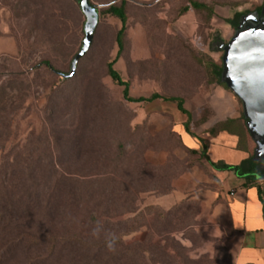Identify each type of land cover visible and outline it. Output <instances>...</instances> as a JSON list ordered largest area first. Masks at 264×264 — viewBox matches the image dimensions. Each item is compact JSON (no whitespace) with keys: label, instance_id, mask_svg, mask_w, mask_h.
Listing matches in <instances>:
<instances>
[{"label":"rangeland","instance_id":"obj_1","mask_svg":"<svg viewBox=\"0 0 264 264\" xmlns=\"http://www.w3.org/2000/svg\"><path fill=\"white\" fill-rule=\"evenodd\" d=\"M121 1L90 0L99 10L92 47L75 77L63 80L85 38L79 3L0 0V41L11 38L17 49L0 55V181L17 187L15 195H32L20 229L56 238L53 254L0 241L3 264H232L229 232L220 237L211 210L196 199L216 178L181 145L175 120L162 111L163 103L177 104L130 103L108 74L121 22L104 11ZM125 1L124 48L114 68L129 97L182 98L198 130L216 100L210 65L222 64L212 43L216 36L230 41L237 14L257 11L264 0ZM192 1L213 7V15H180ZM43 62L53 71L37 67ZM110 235L118 240L103 251L100 241ZM87 242L95 244V261Z\"/></svg>","mask_w":264,"mask_h":264},{"label":"crops","instance_id":"obj_2","mask_svg":"<svg viewBox=\"0 0 264 264\" xmlns=\"http://www.w3.org/2000/svg\"><path fill=\"white\" fill-rule=\"evenodd\" d=\"M16 51L11 38L0 41V55H14ZM226 90L214 86L216 100L212 105V116L198 130L191 126L190 132L186 130L188 118L177 106L163 103L162 111L173 117L175 133L196 156L206 162L216 178L215 187L211 191L197 194L196 199L202 205L206 203L211 210L214 222L220 225L218 230L229 232L228 246L232 253V264H264V178L257 176L253 182L248 183L246 178L233 171L216 168H244L251 159L250 143L245 142L240 147L237 134L222 131L212 135L210 132L219 122L241 117L234 99ZM165 200L171 202L169 197Z\"/></svg>","mask_w":264,"mask_h":264},{"label":"water","instance_id":"obj_3","mask_svg":"<svg viewBox=\"0 0 264 264\" xmlns=\"http://www.w3.org/2000/svg\"><path fill=\"white\" fill-rule=\"evenodd\" d=\"M79 7L86 18L85 38L70 72L59 74L63 80L75 76L80 60L92 47L99 23V10L90 0H81ZM212 50L223 53L220 81L241 102L246 129L254 143L253 161L258 171L264 172V4L260 12L241 15L230 41L214 42Z\"/></svg>","mask_w":264,"mask_h":264},{"label":"trees","instance_id":"obj_4","mask_svg":"<svg viewBox=\"0 0 264 264\" xmlns=\"http://www.w3.org/2000/svg\"><path fill=\"white\" fill-rule=\"evenodd\" d=\"M76 2L79 3V0H76ZM262 7L263 5H261L255 12H260ZM190 10H193L196 13L200 11H206L210 16L213 15V12H214L213 7L203 4V3L192 1L189 3V5L181 9L180 15H185ZM104 14L117 18L121 22V29L118 31L116 35V43L118 45L117 57L108 64V74L115 83H117L121 87H124V91H123L124 99L130 103H136V104L153 102L159 99L164 100V101H170V102L176 103L179 110L183 112L184 114H187L186 110L184 109V100L182 98H168V97H163L159 94H153L148 98H145V97L130 98L129 97V83L123 81L119 72L114 68L115 64L121 57L123 48H124V37H125L127 21H128L126 1L122 0L120 3L110 4L105 9ZM241 15L242 14H237L236 19L232 22H237ZM237 24L234 25L235 29H236ZM217 37L218 36H216V38ZM191 54L193 55L194 53L192 52ZM40 66H46L47 68L53 71V68L51 67L49 62H43L39 64L37 67H40ZM210 67L211 68L209 69H211L210 71H211V75L213 77L214 83L228 90L226 85L221 83L220 81V75L222 72V64L220 65L211 64ZM13 77H16V76H13ZM189 122H190V119H188V122L185 125L186 130L188 132H190ZM222 131H226L231 134H237L240 138V147L243 146L245 142L246 144L247 142H249L252 148L251 159L245 164L244 168L226 167V166H221V167H216V168L233 171L238 176L242 178H246V181H248V183H251L252 180L254 181V179L257 176L264 178V172H259L258 164L253 161L254 143L249 138V134L246 129V120L244 119L242 112H241V117L239 119H227L225 121L219 122L214 126V128L210 132L212 135H215ZM179 140H180L181 145L187 151L191 153H195L183 143L180 137H179ZM16 188L17 187L12 185V190H8L7 187L4 185L3 181H0V241L7 242L6 245L7 244L9 245L12 243H18V242L21 245L25 243H30L32 247H35L37 249V252H40L41 248L47 247V251L53 254L55 252L56 238L52 236L37 237L33 234L24 232L20 229L22 220L29 218L28 217L29 213H31L32 211V208L29 206V202L32 203L31 200L33 198H32L31 193H28V191L25 193L21 192L20 194L15 195ZM114 236L116 237V235ZM122 236L124 237L125 235H122ZM117 240L118 238L116 237V241ZM68 241L70 245L72 243L77 245V242L82 241V240L77 238L76 240L71 239ZM83 244L86 246L88 251H91L92 258L94 256L93 260L95 261L98 256V255L95 256L96 253L93 255L95 250H92V246H95V244H91L88 242L83 243ZM99 246H100V249H103V251L107 250L106 240L100 241ZM4 247L5 245L2 246L1 249ZM3 250L4 249L0 250V252H2ZM126 250L129 252L128 248H126ZM0 264H3V261H0Z\"/></svg>","mask_w":264,"mask_h":264},{"label":"clouds","instance_id":"obj_5","mask_svg":"<svg viewBox=\"0 0 264 264\" xmlns=\"http://www.w3.org/2000/svg\"><path fill=\"white\" fill-rule=\"evenodd\" d=\"M99 232V228L93 230L92 235L96 236ZM224 233L220 230V237H222ZM116 242V237L114 235H110V237L106 240V247L109 250H112L114 248V244Z\"/></svg>","mask_w":264,"mask_h":264},{"label":"flooded vegetation","instance_id":"obj_6","mask_svg":"<svg viewBox=\"0 0 264 264\" xmlns=\"http://www.w3.org/2000/svg\"><path fill=\"white\" fill-rule=\"evenodd\" d=\"M219 40H220V38H219V37L215 38V41H219Z\"/></svg>","mask_w":264,"mask_h":264}]
</instances>
